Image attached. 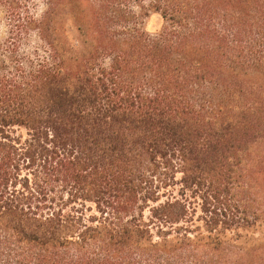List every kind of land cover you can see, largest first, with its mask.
Returning a JSON list of instances; mask_svg holds the SVG:
<instances>
[{"label":"trees","instance_id":"16d2710c","mask_svg":"<svg viewBox=\"0 0 264 264\" xmlns=\"http://www.w3.org/2000/svg\"><path fill=\"white\" fill-rule=\"evenodd\" d=\"M42 1L0 0V264H264V0Z\"/></svg>","mask_w":264,"mask_h":264},{"label":"rangeland","instance_id":"374dc122","mask_svg":"<svg viewBox=\"0 0 264 264\" xmlns=\"http://www.w3.org/2000/svg\"><path fill=\"white\" fill-rule=\"evenodd\" d=\"M28 14L35 20L39 21L43 18L45 13V4L42 0H31L27 5ZM10 15L6 8L0 7V39L4 40L8 37L12 22ZM161 19L158 15H152L146 24V31L155 32L161 28ZM36 44H40L37 31H31L28 36L25 37L24 46L30 47Z\"/></svg>","mask_w":264,"mask_h":264}]
</instances>
